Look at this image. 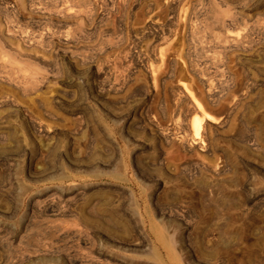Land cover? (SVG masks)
Wrapping results in <instances>:
<instances>
[{"label":"rangeland","instance_id":"obj_1","mask_svg":"<svg viewBox=\"0 0 264 264\" xmlns=\"http://www.w3.org/2000/svg\"><path fill=\"white\" fill-rule=\"evenodd\" d=\"M19 259L264 264V0H0Z\"/></svg>","mask_w":264,"mask_h":264},{"label":"bare ground","instance_id":"obj_2","mask_svg":"<svg viewBox=\"0 0 264 264\" xmlns=\"http://www.w3.org/2000/svg\"><path fill=\"white\" fill-rule=\"evenodd\" d=\"M224 20H226V18L225 19H223V22H224ZM225 23H226V21H225ZM229 34V33H228ZM231 34V33H230ZM234 34H236L235 36L233 35H227V37L225 36V38L226 39H231L230 41H233L232 42V44L233 43H237V46H238V42L240 41H238L237 39L239 38H236L238 35V33H234ZM225 39V40H226ZM228 40H226V41H228ZM225 41V42H226ZM236 41H238V42H236ZM220 42H222V41H220ZM229 42V41H228ZM241 43V42H240ZM223 44V43H222ZM234 44V45H235ZM236 46V45H235ZM200 108H201V112H202V114H203V116H205V117H209V114L200 106ZM192 131H193V133H194V135L196 136V137H198V136H200L201 134H202V127H201V122L198 120V119H194V122H193V125H192ZM68 260V259H67ZM43 261H45V260H43ZM93 261V263L92 264H104V262H98L97 260L95 261L94 259L92 260ZM110 261V260H109ZM109 261H108V263H109ZM12 262V261H11ZM64 262H66V261H64ZM86 262V261H85ZM89 262H90V259H89ZM106 262V261H105ZM110 262H112V261H110ZM116 262V261H115ZM122 262V261H121ZM134 262V261H133ZM133 262H132V264H133ZM67 264H84L83 262H81V261H79V262H77V261H73V260H68L67 262H66ZM107 263V264H108ZM125 263V262H124ZM136 264H139V263H137V262H135ZM134 263V264H135ZM149 263V262H148ZM0 264H7L5 261H0ZM12 264H33V262H28L27 260H24V259H19V260H15ZM62 264H64V263H62ZM110 264V263H109ZM113 264H114V262H113ZM118 264V263H117ZM120 264V263H119ZM122 264V263H121ZM140 264H142V263H140ZM143 264H147V262L145 263H143ZM151 264V263H150Z\"/></svg>","mask_w":264,"mask_h":264}]
</instances>
